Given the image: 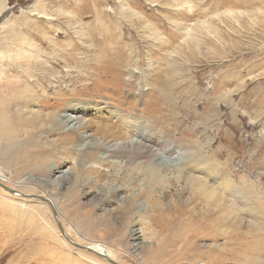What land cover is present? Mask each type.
I'll return each instance as SVG.
<instances>
[{
  "label": "rangeland",
  "instance_id": "374dc122",
  "mask_svg": "<svg viewBox=\"0 0 264 264\" xmlns=\"http://www.w3.org/2000/svg\"><path fill=\"white\" fill-rule=\"evenodd\" d=\"M5 3L1 18L27 20L29 6L48 15H33L18 39L0 31V183L21 194L0 186V264H110L59 241V230L81 245L106 243L119 264H202L179 257L171 236L197 176L227 204L236 197L225 181L240 192L228 244L264 220L252 200L264 201V0ZM25 34L43 49L33 65L46 70L33 80L15 66L30 58L18 49ZM107 36L124 59L111 69L113 52L99 49ZM21 81L37 92L26 107L23 93L9 92ZM192 147L211 154V169L179 172ZM226 241L200 239L187 254Z\"/></svg>",
  "mask_w": 264,
  "mask_h": 264
},
{
  "label": "bare ground",
  "instance_id": "6f19581e",
  "mask_svg": "<svg viewBox=\"0 0 264 264\" xmlns=\"http://www.w3.org/2000/svg\"><path fill=\"white\" fill-rule=\"evenodd\" d=\"M5 1L6 0H0V11L1 10L6 11ZM22 13L28 14V16H26L28 17L27 20L25 18L19 21L13 20L11 16H6V17L3 16L2 18L0 17V21H1L0 31H4L6 34L10 35L12 38L18 39L20 37L19 27H21L22 25H26L28 22L34 23L35 18L32 17L33 15H36V16L39 15L38 17H43L45 15L46 16L48 15L46 13H43L41 9L34 7V6H29L28 9L22 10ZM130 15L131 16L137 15V12H135L134 10H131ZM15 25L18 26L17 29ZM153 31H155V29H153ZM153 39L157 41L160 40L157 36ZM101 43H99L100 44L99 49L101 50L105 49L106 51L111 50L116 59V61H114L113 59L110 58L113 61V63L111 60L109 61L107 60L105 63V68L111 69V67L115 68L117 65L120 66L119 63H122L124 59L120 54L121 52L118 48L119 46L117 47V44L115 42V37L111 38L107 36L105 37L104 42L102 44ZM32 44H33V40L30 39L26 34L22 36V41L18 44L20 45L18 49L19 48L22 49L23 46L26 47L23 50L25 51L27 55L28 54L30 55V58L27 60L25 59L24 63L23 62L21 64L18 63L19 65H15V66H16V69H19L20 72L23 73L22 74V76L24 75L23 77L27 76L28 79L33 80L35 75L42 74L43 72H45L46 69H44L45 66H43V63H39L38 67L33 65V59L37 57V54H42L43 49L39 48V46L37 47L32 46ZM6 45L10 46L12 44L6 42ZM33 48H35L34 51H32ZM129 54H131V52H129ZM96 59L97 57H95V59L93 58V60H96ZM147 62H148L147 67L151 68L153 61L147 60ZM41 69L42 71H40ZM10 72H11V75H14L12 73V70ZM21 82L19 84H14L12 86V88L14 89H10L9 92L10 91H13V93L17 92L19 95L23 93L22 94L24 95L23 100L26 101V103L24 102L25 104L23 106H25L26 104L29 106L30 103L35 101L34 98L37 100V94H36L37 92L35 93V91L32 89L31 87L32 84L30 82H27V81H21ZM9 92L7 94L4 93L5 95L4 99L7 102H10L13 98L14 101L12 102L17 104L18 100L16 98L8 97ZM31 99H33L32 102L28 103V101H30ZM29 114L31 118L28 119L29 120L28 122L31 123L30 126H33V121H35L37 118L33 115L32 110L29 111ZM25 115L26 114L23 112L22 114H20V116H22V119L24 118ZM7 125L8 123H5V118L0 120V127L3 126V129H5ZM162 151L164 153H168L170 152V149L164 148L162 149ZM109 154L110 153L108 152V156ZM183 154H184L183 157H181V167L179 169V172L181 173L187 167L192 166L193 163L202 164L205 167H209L210 169L215 164L214 161L211 159V154L208 153L207 150H201V149H198L197 147L196 148L192 147V148H189L188 150L185 149V151H183ZM108 156H102L104 158L103 161H106ZM126 160L129 162L131 158H127ZM108 162L110 161L108 160ZM187 186L189 189V197L187 199V203L191 204L190 206L192 208L191 207L186 208V209L182 208L176 211L177 216L179 218V223L176 224V227L173 230V233L171 234L172 238H174L173 240L178 239L180 243L177 255H179V257L183 256L185 259H187L189 263H191V261H193L196 257H199V258L202 257L203 259L202 264H260V259L258 258L257 255L259 253H264V233H263L264 232V220L258 221L257 223L253 222V224L250 225V232L248 230V232L244 234V239L237 236L236 238H234L235 240L232 243L228 244V237L230 236V233L226 235L227 233L226 230H227L228 222L230 221V215H231L230 213L237 211L238 205L236 204V202L237 201L241 202L242 200L238 198V196L240 195L239 190L235 186L233 187L232 183L231 185H229V183L225 181L223 187H225L226 189L230 188L229 191L232 193L233 196L236 197V201H233L227 204L225 201L226 200L225 196H222V194L218 196V193L217 195H215L214 194L215 191L213 192L212 189L209 188L207 183H205V181L203 182V180L198 178V176L188 179ZM12 195L21 196V194L17 192L12 193ZM252 200L254 203H257L256 205H260L262 210L264 209V201H260V199H258L257 196H253ZM11 207H13L14 209L19 208L20 210L24 211V209H21L19 205H13ZM194 209H197V212L196 211L194 212ZM182 215L184 216L186 215V217L182 218L181 217ZM263 219H264V216H263ZM59 233L60 235L56 232V235L59 241H62L63 243H65L66 245L70 247H73L72 244L68 243V240L65 237V235L67 236V233L64 235L61 232V230H59ZM219 236L225 237L227 241L221 242L218 244H213L214 246L216 245L217 247L212 246V250L210 254L204 255L203 253H200L198 251H195V253L192 251L190 255L187 254L189 251H191L188 249V247L191 244L194 245L195 241L200 240V239H208V240L214 241ZM70 240L73 241L72 239ZM169 242H173V241L169 240ZM105 244L94 241V242H89L86 246L91 247L95 251L104 254L105 256L112 259L113 261L116 260L114 258L115 255L111 252V249L107 248ZM193 245H191L192 248L194 247ZM72 260L74 259L72 258Z\"/></svg>",
  "mask_w": 264,
  "mask_h": 264
},
{
  "label": "water",
  "instance_id": "95a60500",
  "mask_svg": "<svg viewBox=\"0 0 264 264\" xmlns=\"http://www.w3.org/2000/svg\"><path fill=\"white\" fill-rule=\"evenodd\" d=\"M0 186H2L4 189H6L7 191H9V192H11V193H15V192H16V190L9 188V187L3 185L2 183H0ZM18 193H19V192H18ZM36 198H37V199H40V200H42V201H46V202H48L49 205H50V207H51L52 212H53V213H56L55 207H54V205L51 204V201H50L49 199L42 198V197H36ZM61 232L65 235V233L63 232V230H61ZM65 237H66L67 240H68L72 245H74L75 247L80 248V249L87 250V251H89V252H91V253H95L96 255L100 256V257L103 258V259H105V260H106L107 262H109L110 264H119V263L113 261L112 259L108 258L107 256H105L104 254L95 251V250L92 249L91 247H88V246H86V245H81V244H78V243H76V242H74V241H71L70 238H68L66 235H65Z\"/></svg>",
  "mask_w": 264,
  "mask_h": 264
}]
</instances>
